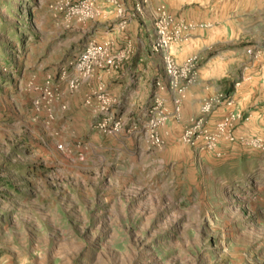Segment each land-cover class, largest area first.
Wrapping results in <instances>:
<instances>
[{
  "label": "rangeland",
  "instance_id": "374dc122",
  "mask_svg": "<svg viewBox=\"0 0 264 264\" xmlns=\"http://www.w3.org/2000/svg\"><path fill=\"white\" fill-rule=\"evenodd\" d=\"M81 1L0 0V264H264V129H241L248 117L232 92L207 97L177 136L162 125L161 144L148 106L146 148L109 150L59 130L64 85L82 78L71 62L89 43L110 46L83 44L103 9L94 0V16L73 14ZM48 81L53 120L34 106ZM117 104L121 131L139 130ZM234 112L215 145L198 134L184 141L187 129L213 132ZM173 114L181 119L182 107Z\"/></svg>",
  "mask_w": 264,
  "mask_h": 264
},
{
  "label": "crops",
  "instance_id": "0c3cea01",
  "mask_svg": "<svg viewBox=\"0 0 264 264\" xmlns=\"http://www.w3.org/2000/svg\"><path fill=\"white\" fill-rule=\"evenodd\" d=\"M99 6L103 9L97 18L100 26L83 44L106 41L119 56V65L92 77L73 78L79 80L75 90L69 89L73 79L64 85L63 103L68 109L61 110L57 126L66 136L92 146L107 145L109 150L141 149L146 146L147 133L141 124L148 120V106L159 100L168 108L167 127L177 136L190 117L201 116L202 102L218 91L235 95L248 117L241 129H264V0H123L122 13L101 0ZM160 8L167 11L173 28L194 26L188 39L183 40L185 32H181L171 49L179 63L198 57L196 81L187 87L181 119L173 114L175 93L169 88L163 56L153 50ZM100 94L117 99L118 117L129 124L137 121L140 129L106 137L95 131L92 123L98 115ZM227 109L224 101L208 124Z\"/></svg>",
  "mask_w": 264,
  "mask_h": 264
},
{
  "label": "built area",
  "instance_id": "2783aa9c",
  "mask_svg": "<svg viewBox=\"0 0 264 264\" xmlns=\"http://www.w3.org/2000/svg\"><path fill=\"white\" fill-rule=\"evenodd\" d=\"M106 5H111L117 8L119 12L122 11V1L123 0H101ZM95 1L94 0H83L75 7L71 8L73 14L88 17L95 15ZM171 19L162 15L156 21L157 26V38L153 44V50L157 53H161L163 56V62L165 67V73L169 79V88L175 93L174 95V108L176 114H180L181 107L183 103V97L187 86L193 81L196 57H189L183 63H179L174 55L171 53V47L174 43L180 40L181 32H185L183 40H187L189 37L190 30L193 29L192 24L180 25L177 29L171 28ZM119 56L113 53L108 45L103 43H89L78 55V57L71 62L73 68H75L81 77H90L96 69H113L119 65ZM70 86L72 89H77L79 86V80L73 79L70 81ZM101 102L99 109V117L96 120V127L108 134H117L123 128V122L116 118L112 112L111 107L116 102V99L106 95H98ZM56 99L55 91L53 86L50 85L49 81L44 86L43 95L39 99L34 101V106L38 113H44L46 110L49 113V119L53 120L55 118L53 110L48 108L51 101ZM212 102V103H211ZM208 102L203 110L209 111L214 104V100ZM228 107L232 106L235 102L233 98H228L225 100ZM151 118L148 121V126L151 128V138L153 143L161 144L162 139L157 133V129L166 123L170 119V113L164 108L163 103L159 100L150 110ZM237 118V113H228L225 118L219 121L216 125L215 130H207L201 126L192 127L187 129L183 134L184 141H189L195 134L198 136L204 135L210 142V145H215L217 140L221 135L227 132L228 126L232 119Z\"/></svg>",
  "mask_w": 264,
  "mask_h": 264
}]
</instances>
